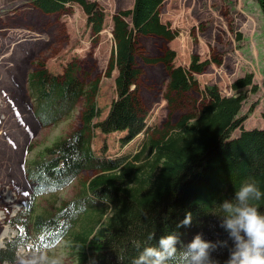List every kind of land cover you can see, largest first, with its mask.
<instances>
[{
	"label": "trees",
	"instance_id": "16d2710c",
	"mask_svg": "<svg viewBox=\"0 0 264 264\" xmlns=\"http://www.w3.org/2000/svg\"><path fill=\"white\" fill-rule=\"evenodd\" d=\"M165 0H134L133 7L112 17L114 52L108 74L115 70L118 94L107 116L100 115L95 96L96 81L88 86L70 68L63 76L45 67L30 73L28 87L32 113L43 127L57 124L70 115L85 98L84 127L59 137L46 146L25 168L31 185L30 197L10 223L18 233L0 248L1 262H16L18 252L28 251L29 264H46L47 256L63 243L71 264H132L146 247H158L162 236L176 235L178 249L199 235L215 245L209 259L220 264L228 259L231 240L222 227L229 215L224 203H236V192L245 183L261 191L259 200L249 202L264 215V129H245L248 115L239 117L245 93L221 94L217 86L197 89L195 74L210 61L192 57L189 68L174 66L176 53L168 49L161 62L168 75L166 100L171 112L178 114L164 131L147 138L135 155L106 158L92 150L88 130L97 127L109 134L125 132L122 143L146 131L148 109L140 93L141 63L158 62L145 57L139 38L157 36L168 41L177 34L161 22L160 8ZM264 16V0H254ZM77 2L87 14L93 36L103 31L105 13L90 0H33L34 6L50 13ZM73 67V66H71ZM247 74L238 79L233 90L252 84ZM198 92V107L189 95ZM254 111V106L249 113ZM239 136L232 137L236 129ZM84 170L96 171L80 193L53 210H38V199L71 184ZM191 224L179 227L186 214ZM151 237V238H150ZM227 242L228 247H224ZM180 264L179 253L174 262Z\"/></svg>",
	"mask_w": 264,
	"mask_h": 264
},
{
	"label": "rangeland",
	"instance_id": "374dc122",
	"mask_svg": "<svg viewBox=\"0 0 264 264\" xmlns=\"http://www.w3.org/2000/svg\"><path fill=\"white\" fill-rule=\"evenodd\" d=\"M90 1L97 2L105 13L104 29L98 37L92 35L87 14L77 2L46 13L35 7L33 0H0V248L17 234L10 220L32 193L25 175L27 164L59 137L84 127L85 98L57 124L41 126L31 111L30 73L45 67L50 74L63 76L70 68H77L86 85L98 81L95 101L100 115L95 123L107 116L118 97L117 72L108 74L115 46L112 17L132 8L134 0ZM160 17L177 36L171 41L157 36L139 38L143 55L158 59L141 63L140 93L148 109L146 131L123 144L125 132L106 134L91 128L88 133L94 153L106 158L135 155L147 138L158 137L169 121L174 123L179 117L171 116L165 98L169 79L159 62L168 49L176 53L174 66L189 68L193 56L199 62L210 61L204 71L195 74L197 89L214 85L224 96L245 93L239 114L248 115L243 127L264 129V16L259 5L254 0H165ZM247 74L252 76V84L233 90L234 83ZM199 97L197 91L189 95L197 107ZM240 132L236 129L232 137ZM96 173L85 170L54 195L41 196L38 210H53L73 199ZM27 253L20 249L16 262L0 264H29ZM46 264H71L63 243L52 249Z\"/></svg>",
	"mask_w": 264,
	"mask_h": 264
},
{
	"label": "clouds",
	"instance_id": "9594fccd",
	"mask_svg": "<svg viewBox=\"0 0 264 264\" xmlns=\"http://www.w3.org/2000/svg\"><path fill=\"white\" fill-rule=\"evenodd\" d=\"M262 193L253 183H245L236 192V203H224V210L229 215L222 227L229 234L231 247L228 248V259L224 264H264V215L249 201L259 200ZM191 214H186L179 227L191 224ZM151 238V237H150ZM176 235L162 236L158 247H146L132 264H169L174 262L179 253L180 264H220L218 260L209 259V250L215 245L205 242L199 235L182 249ZM224 247H228L227 242ZM32 264H38L32 261Z\"/></svg>",
	"mask_w": 264,
	"mask_h": 264
}]
</instances>
